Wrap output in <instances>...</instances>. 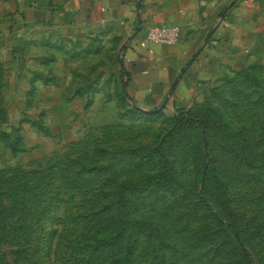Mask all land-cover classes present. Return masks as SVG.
Listing matches in <instances>:
<instances>
[{
    "label": "rangeland",
    "instance_id": "374dc122",
    "mask_svg": "<svg viewBox=\"0 0 264 264\" xmlns=\"http://www.w3.org/2000/svg\"><path fill=\"white\" fill-rule=\"evenodd\" d=\"M64 1L0 0V264H264L262 51L145 110Z\"/></svg>",
    "mask_w": 264,
    "mask_h": 264
},
{
    "label": "crops",
    "instance_id": "0c3cea01",
    "mask_svg": "<svg viewBox=\"0 0 264 264\" xmlns=\"http://www.w3.org/2000/svg\"><path fill=\"white\" fill-rule=\"evenodd\" d=\"M46 22L89 29L108 22L123 36L124 93L154 110L206 87L237 55L264 54V0H66ZM154 27L176 28L173 45L147 42Z\"/></svg>",
    "mask_w": 264,
    "mask_h": 264
},
{
    "label": "built area",
    "instance_id": "2783aa9c",
    "mask_svg": "<svg viewBox=\"0 0 264 264\" xmlns=\"http://www.w3.org/2000/svg\"><path fill=\"white\" fill-rule=\"evenodd\" d=\"M178 36L176 28L154 27L148 30L146 41L170 46L176 43Z\"/></svg>",
    "mask_w": 264,
    "mask_h": 264
},
{
    "label": "water",
    "instance_id": "95a60500",
    "mask_svg": "<svg viewBox=\"0 0 264 264\" xmlns=\"http://www.w3.org/2000/svg\"><path fill=\"white\" fill-rule=\"evenodd\" d=\"M122 88H123V91H124V84H123Z\"/></svg>",
    "mask_w": 264,
    "mask_h": 264
},
{
    "label": "trees",
    "instance_id": "16d2710c",
    "mask_svg": "<svg viewBox=\"0 0 264 264\" xmlns=\"http://www.w3.org/2000/svg\"><path fill=\"white\" fill-rule=\"evenodd\" d=\"M103 256V255H102Z\"/></svg>",
    "mask_w": 264,
    "mask_h": 264
}]
</instances>
